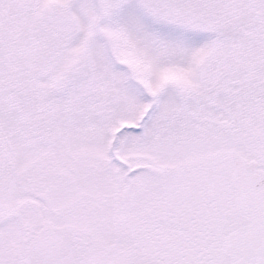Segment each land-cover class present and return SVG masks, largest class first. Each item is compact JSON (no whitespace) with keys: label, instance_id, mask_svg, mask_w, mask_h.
<instances>
[{"label":"snow or ice","instance_id":"obj_1","mask_svg":"<svg viewBox=\"0 0 264 264\" xmlns=\"http://www.w3.org/2000/svg\"><path fill=\"white\" fill-rule=\"evenodd\" d=\"M0 264H264V0H0Z\"/></svg>","mask_w":264,"mask_h":264}]
</instances>
